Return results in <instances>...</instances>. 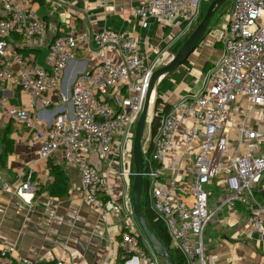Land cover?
<instances>
[{"label": "built area", "instance_id": "2783aa9c", "mask_svg": "<svg viewBox=\"0 0 264 264\" xmlns=\"http://www.w3.org/2000/svg\"><path fill=\"white\" fill-rule=\"evenodd\" d=\"M37 0H0V106L17 123L34 133L39 141L40 160L60 154L67 168L77 169L84 200L96 207L103 219L108 214L120 217L124 207L99 197L108 185V177L91 159L99 163L109 158L115 138L133 145L135 126L144 104L152 73L161 59L138 50L132 34L110 30H77L71 27L47 43L48 25L37 16ZM211 0H144L133 10V17L146 29L150 19H181L185 33L195 29L203 17L202 5ZM19 39V44L14 42ZM216 42L223 55L207 71L197 93L182 96L163 116L151 143L143 144L144 180L151 208L163 223L173 248L180 251L185 264H219L217 256L207 252L205 233L214 213L209 209V185L221 179L225 195L219 209L242 207L248 233L264 235V131L250 129L246 118L255 108H264V0H232ZM96 47V64L79 73L68 91L63 81L68 66L76 60L82 46ZM47 50L44 65L32 52ZM21 51L30 52L24 55ZM119 57V61L115 59ZM19 87L29 98V108L11 107L5 93ZM123 94V95H122ZM122 96L113 106L107 97ZM62 103L50 124L35 114L41 104L51 107L53 98ZM246 100L250 110L236 129V144L246 142L261 148L259 155L229 156L232 138L228 123L234 105ZM70 105L72 113L66 108ZM181 137L184 151L194 153L193 203L187 205L177 196V178H165V161L178 151ZM124 151V150H123ZM122 147L119 152L123 153ZM132 152V148H131ZM124 154V153H123ZM122 171L119 177H134ZM20 198L35 196L50 182L33 180L31 173H20ZM2 178L0 175V184ZM133 213L129 211V215ZM121 264H160L145 239L129 231L118 242ZM16 249L0 247V264H33L15 256ZM55 264H64L57 261Z\"/></svg>", "mask_w": 264, "mask_h": 264}, {"label": "crops", "instance_id": "0c3cea01", "mask_svg": "<svg viewBox=\"0 0 264 264\" xmlns=\"http://www.w3.org/2000/svg\"><path fill=\"white\" fill-rule=\"evenodd\" d=\"M142 1L144 0H37L34 9L37 16L48 25V44L71 27L77 30H110L119 34H132L138 40L139 52H150L152 60L158 58L164 64L172 58L173 48L188 34L184 32L186 23L181 19H150L148 27L143 29L133 17L134 8ZM207 6L208 3L204 2L203 12ZM220 30L211 29L190 56L187 75L180 83L174 85V91L164 96L167 97V103H170V97L173 104L184 95L194 94L185 80L193 78L191 85L194 88L201 85H195L194 81L202 80L206 66H213L222 57V45L216 42ZM46 54V49L37 54L39 65H44ZM115 59L120 60L119 57ZM96 61L95 46L80 47L76 60L66 70L64 90L68 91L75 77L85 70L92 69ZM182 69L185 67L182 66ZM3 95L4 93L0 92V96ZM5 96L11 107L29 108V98L21 88L9 87ZM121 97L109 96L106 99L115 106ZM53 103L49 108H44L41 104L35 107V114L45 125L52 122L60 110L56 109L62 105L55 97ZM66 108L72 113L70 105ZM249 111L250 105L246 100L234 105L228 123L233 139L229 156L259 155L261 148L255 143L246 142L240 148L236 144V129ZM245 122L250 129L264 131V108H255ZM7 126L11 128L9 137L13 141V151L3 165L0 163V247H14L16 257L27 259L33 264H55L59 260L64 264H121L118 249L121 233L129 231L145 239L134 215H129V211L132 212L131 191L134 177L118 176L122 171L134 170L129 144L126 145L120 137L115 138L106 161L99 163L95 155L91 157L93 163L108 177L106 190L101 191L100 196L116 201L124 207V213L120 217L108 214L106 219H103L99 210L84 200L77 169L65 167L60 154L49 160H40V143L34 133L11 119L7 109L0 106V137ZM177 141L178 151L172 153L164 164L165 178H177V196L187 205H191L194 153L184 151L180 136ZM121 147L124 154L119 152ZM2 149L0 144V153ZM50 167H58L64 173L68 182V194L64 198H54L47 192L40 191L35 196L20 198V173H31L33 180L45 181L50 177L51 183L53 178L50 175ZM208 189L209 209L214 216L205 233L207 252L219 257V264H264V235L254 232L251 237L248 236L253 229L247 223V214L242 207L219 209L220 200L225 195L221 179L212 182ZM12 264L22 263L15 260Z\"/></svg>", "mask_w": 264, "mask_h": 264}, {"label": "water", "instance_id": "95a60500", "mask_svg": "<svg viewBox=\"0 0 264 264\" xmlns=\"http://www.w3.org/2000/svg\"><path fill=\"white\" fill-rule=\"evenodd\" d=\"M230 0H212L195 29L191 32L179 50L166 63L162 64L155 70L149 80L144 104L141 114L135 126L134 139L132 145V159L134 164V178L131 191V205L134 218L144 236L146 242L151 248L154 255L164 262V264H176L170 251L157 238L151 227L148 225L142 211V196L144 184V136L149 122V114L154 103V95L157 85L160 81L171 72L181 68L183 64L189 60L190 56L198 49L202 41L209 33L211 23L215 15Z\"/></svg>", "mask_w": 264, "mask_h": 264}, {"label": "trees", "instance_id": "16d2710c", "mask_svg": "<svg viewBox=\"0 0 264 264\" xmlns=\"http://www.w3.org/2000/svg\"><path fill=\"white\" fill-rule=\"evenodd\" d=\"M212 1V0H211ZM210 1V2H211ZM229 6L230 2L226 3L220 11H222V16L227 15L229 12ZM211 28L209 29L210 32ZM192 32V31H191ZM189 32L185 40L188 38V36L191 34ZM14 42L16 44H19V39L14 38ZM181 43L176 45L173 50L172 54L175 55L179 48L181 47ZM41 50H37L34 53L36 56ZM24 55H28L30 52L28 51H21ZM183 66L185 69L178 68L177 70L171 72L169 75L165 76L160 83L157 85L156 90H155V108L154 111L157 113L155 117L152 120L151 125L149 126L150 131L147 137V140L149 143L154 139L156 136L158 129L161 125V121L163 116L170 110L171 105L167 102L164 101V96L171 92L173 89L174 85L180 83L183 78L187 75L189 71V64L188 61H186ZM211 67L206 66L205 68V73L209 71ZM161 107V109L159 108ZM10 133H11V128L10 126H7V128L2 132L1 137H0V144L3 146V149L0 153V163L3 165L5 159L12 153L13 151V141L10 139ZM145 171H146V165ZM134 172V170H133ZM50 175L53 178V181L51 183H48V185L44 188H40V190L36 193V195L41 191H45L49 194V196L54 197V198H64L68 194V182L67 179L62 171L58 167H50ZM100 196V193H99ZM102 199L107 200L105 196H100ZM142 211L144 214V217L148 223V225L151 227L152 231L155 233L157 238L162 242V244L170 251L172 254L174 261L176 264H185V258L183 257L182 253L178 251L177 249L173 248L171 245V240L168 236V233L159 219V217L156 215V213L153 211L151 208L150 204V199L148 195V188H147V182L144 180L143 184V196H142Z\"/></svg>", "mask_w": 264, "mask_h": 264}, {"label": "rangeland", "instance_id": "374dc122", "mask_svg": "<svg viewBox=\"0 0 264 264\" xmlns=\"http://www.w3.org/2000/svg\"><path fill=\"white\" fill-rule=\"evenodd\" d=\"M230 2V6H229V8H231V6H232V0H230L229 1ZM222 11H219L216 15H215V17H214V19H213V21H212V23H211V26H210V28L211 29H213V30H220L221 28H222V26H223V24H225V17H226V15H223L222 16ZM185 42V39L183 40V41H181V44H183ZM173 57V56H172ZM212 66V64H208L207 65V68L208 67H211ZM186 82H187V85H189L188 87L189 88H191L192 90H193V92L194 93H196L197 91H200V89H201V85H199V86H197V87H193L192 85H191V83H192V81H193V78H188L187 80H185ZM174 88H175V86L173 87V89L171 90V92L172 91H174ZM167 97H164V101L165 102H167ZM170 99V105H172V97H170L169 98ZM155 102H156V100H155V96H154V103H153V106L151 107V110H150V114H149V122L151 121V120H153V118L155 117V115H157V113H155V111H154V108H155ZM175 103V102H174ZM173 103V104H174ZM160 109H161V107H159ZM150 127H149V125L147 126V128H146V132H145V136H144V145L146 144V141H147V137H148V134H149V131H150V129H149ZM131 148L132 147H130L129 149L131 150ZM161 264H164V262H161Z\"/></svg>", "mask_w": 264, "mask_h": 264}]
</instances>
